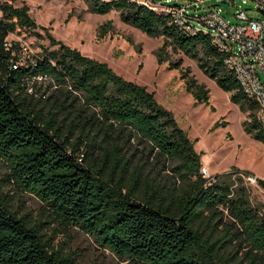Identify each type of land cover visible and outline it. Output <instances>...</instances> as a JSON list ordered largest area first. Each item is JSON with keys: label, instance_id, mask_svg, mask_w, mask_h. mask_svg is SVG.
<instances>
[{"label": "trees", "instance_id": "trees-1", "mask_svg": "<svg viewBox=\"0 0 264 264\" xmlns=\"http://www.w3.org/2000/svg\"><path fill=\"white\" fill-rule=\"evenodd\" d=\"M84 1L162 38L159 64L180 68L170 52L196 60L248 113L244 129L264 145L258 103L225 69L208 32L190 34L137 1ZM0 10V264H75L55 248L50 227L19 213L9 185L38 198L48 224L80 229L128 264H264L263 205L244 183L248 171L204 177L192 141L154 92L48 32L50 47L24 63L7 38L39 26L27 5L5 1ZM189 73L187 91L208 104L209 91ZM154 163L168 165L174 180L148 168Z\"/></svg>", "mask_w": 264, "mask_h": 264}, {"label": "rangeland", "instance_id": "rangeland-1", "mask_svg": "<svg viewBox=\"0 0 264 264\" xmlns=\"http://www.w3.org/2000/svg\"><path fill=\"white\" fill-rule=\"evenodd\" d=\"M5 1L17 7L27 5L30 16L39 26L37 34H10L7 38L10 45L19 43L24 63L38 54L39 47H50L49 33L85 56L108 64L124 79L145 86L155 93L158 103L171 111L179 126L186 131L200 157L201 168L205 167L210 177L235 170L249 172L243 175L244 183L250 188L253 202L263 205L264 211V191L257 183V179L264 180V145L245 131L243 123L249 120L248 113L242 112L231 101V93L222 90L215 80L204 74L196 60L170 52L172 61L181 60L180 68L170 69L168 62L159 64L156 52L163 43L162 38L148 37L125 24L115 10L104 15L95 13L84 0H0V5ZM222 1L207 0L197 5L190 14L200 16L216 7L230 22L238 23L234 13L241 5L250 19H264L262 13L242 4V0ZM192 22L198 30L208 32L198 21ZM102 27L106 30L104 36L101 35ZM187 68L189 76L209 91L208 104H197L187 91L182 79V72ZM163 165L154 163L148 168L173 181L169 166L165 171ZM4 174L5 169L0 176ZM249 176L255 178V182L248 181L246 177ZM6 190L14 196V206L21 215H27L36 223L43 222L44 229L50 227L48 233L56 234L55 248L73 256L75 264H128L80 229H64L48 224V219L42 215V203L34 195L20 194L10 185Z\"/></svg>", "mask_w": 264, "mask_h": 264}, {"label": "built area", "instance_id": "built-area-1", "mask_svg": "<svg viewBox=\"0 0 264 264\" xmlns=\"http://www.w3.org/2000/svg\"><path fill=\"white\" fill-rule=\"evenodd\" d=\"M131 1L169 16L175 25L190 34L198 31L192 20L204 25L215 48L224 54L225 69L233 75L243 94L258 103V121L264 129V19H250L241 5L234 13L238 23L230 22L216 7L200 16L190 14L197 5L207 0ZM224 2L231 3L232 0ZM242 4L253 7L264 16V0H242ZM201 173L210 178L205 167L201 168ZM246 179L252 182L256 180L250 176Z\"/></svg>", "mask_w": 264, "mask_h": 264}, {"label": "water", "instance_id": "water-1", "mask_svg": "<svg viewBox=\"0 0 264 264\" xmlns=\"http://www.w3.org/2000/svg\"><path fill=\"white\" fill-rule=\"evenodd\" d=\"M223 3H225V2L223 1Z\"/></svg>", "mask_w": 264, "mask_h": 264}]
</instances>
